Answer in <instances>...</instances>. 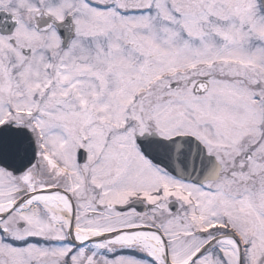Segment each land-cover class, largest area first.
<instances>
[{
  "label": "snow or ice",
  "instance_id": "6c2138e0",
  "mask_svg": "<svg viewBox=\"0 0 264 264\" xmlns=\"http://www.w3.org/2000/svg\"><path fill=\"white\" fill-rule=\"evenodd\" d=\"M0 264H264V0H0Z\"/></svg>",
  "mask_w": 264,
  "mask_h": 264
}]
</instances>
